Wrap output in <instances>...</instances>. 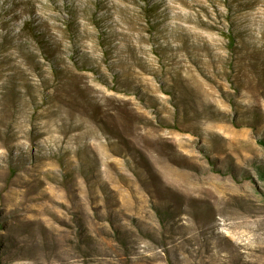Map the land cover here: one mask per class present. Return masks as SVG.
<instances>
[{
	"label": "rangeland",
	"instance_id": "374dc122",
	"mask_svg": "<svg viewBox=\"0 0 264 264\" xmlns=\"http://www.w3.org/2000/svg\"><path fill=\"white\" fill-rule=\"evenodd\" d=\"M0 264H264V0H0Z\"/></svg>",
	"mask_w": 264,
	"mask_h": 264
}]
</instances>
